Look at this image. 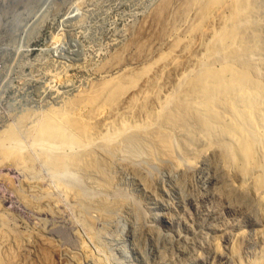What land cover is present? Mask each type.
<instances>
[{"label":"bare ground","instance_id":"6f19581e","mask_svg":"<svg viewBox=\"0 0 264 264\" xmlns=\"http://www.w3.org/2000/svg\"><path fill=\"white\" fill-rule=\"evenodd\" d=\"M143 15L98 81L30 126L24 114L0 133V165L32 179L26 203L50 212L55 190L83 227L93 212L107 220L127 212L136 242L156 245L135 205L109 195L128 184L167 210L147 186L146 168L164 170L168 186L160 194L180 198L203 167L217 180L238 174L232 188L242 199L251 188L264 216V0H158ZM41 174L51 189L39 187ZM2 229L8 240L9 228ZM44 244L43 263L51 264L55 250Z\"/></svg>","mask_w":264,"mask_h":264},{"label":"rangeland","instance_id":"374dc122","mask_svg":"<svg viewBox=\"0 0 264 264\" xmlns=\"http://www.w3.org/2000/svg\"><path fill=\"white\" fill-rule=\"evenodd\" d=\"M157 1L0 0V133L24 114L30 126L42 111L98 81L99 69L126 42L128 29ZM13 167L0 165V231L9 228L8 240L0 232V261L5 264H44V242L55 250L51 264H264V216L251 188L243 199L232 188L240 183L238 174L217 180L203 167L180 198L174 192L168 197L160 194L168 186L164 170L146 168V184L170 206L167 210L125 183L110 193L111 200L122 197L135 205L140 225L150 227L153 234L148 233L155 237L153 245L148 238L132 239L127 212L109 220L93 212L94 222L85 220L88 225L83 227L71 202L55 190L51 196L59 202H53L50 212L26 203V197L35 194L26 188L33 181ZM44 175L38 185L51 189V179ZM224 185L234 193L228 194ZM85 187L96 194L88 183ZM86 226H93V232L88 228V234ZM95 231L106 234L97 239Z\"/></svg>","mask_w":264,"mask_h":264}]
</instances>
